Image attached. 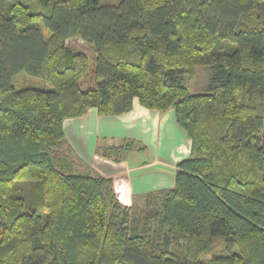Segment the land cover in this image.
<instances>
[{
    "label": "trees",
    "instance_id": "16d2710c",
    "mask_svg": "<svg viewBox=\"0 0 264 264\" xmlns=\"http://www.w3.org/2000/svg\"><path fill=\"white\" fill-rule=\"evenodd\" d=\"M133 98L172 108L190 153L125 205L63 122ZM0 264H264V0H0Z\"/></svg>",
    "mask_w": 264,
    "mask_h": 264
},
{
    "label": "crops",
    "instance_id": "0c3cea01",
    "mask_svg": "<svg viewBox=\"0 0 264 264\" xmlns=\"http://www.w3.org/2000/svg\"><path fill=\"white\" fill-rule=\"evenodd\" d=\"M63 127L75 153L99 174L112 177L117 197L125 205L150 191L173 186L177 162L190 153V140L173 109L146 108L137 98L125 113L101 116L92 107L82 116L65 119ZM127 139L144 148L126 152L119 161L97 151L99 146Z\"/></svg>",
    "mask_w": 264,
    "mask_h": 264
},
{
    "label": "rangeland",
    "instance_id": "374dc122",
    "mask_svg": "<svg viewBox=\"0 0 264 264\" xmlns=\"http://www.w3.org/2000/svg\"><path fill=\"white\" fill-rule=\"evenodd\" d=\"M103 2L108 3V4H116L118 2V0H103ZM66 42L70 47H72L75 50L82 49V50H85L87 52L90 49V46L88 44H86L85 42H83L80 38H70ZM210 72H211V69L208 66H198L196 68L195 76L193 77V79L191 81L188 82L187 87H188L189 92H191V93L204 92L206 90L207 84L209 82ZM63 129H64V127H63ZM65 129H66V127H65ZM65 141L67 143H69L67 134H65ZM109 145H111V144H109ZM116 145H119V144L116 143ZM72 149H73V147H72ZM204 259L207 261L208 257H205Z\"/></svg>",
    "mask_w": 264,
    "mask_h": 264
}]
</instances>
